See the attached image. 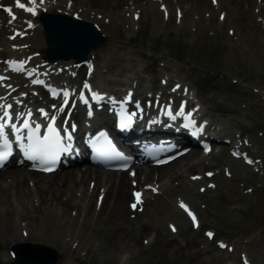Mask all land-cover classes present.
Instances as JSON below:
<instances>
[{
  "label": "rangeland",
  "instance_id": "obj_1",
  "mask_svg": "<svg viewBox=\"0 0 264 264\" xmlns=\"http://www.w3.org/2000/svg\"><path fill=\"white\" fill-rule=\"evenodd\" d=\"M137 1L80 0V4L88 6L90 3L97 7L99 15L95 14V17L99 21L96 23L107 37L104 44L122 37L128 41L129 48L138 46L150 56H163L158 74L160 78L172 77L169 87L182 82L204 89L200 95L221 128L230 134L239 128L252 137L254 145L248 149L261 158L262 171L256 172L255 167H249L230 154L214 156L213 160L208 157V164L194 166V158H184L185 161L160 169L161 192L148 194L147 206L142 213L135 216L126 204L118 209L113 219L108 218L110 213L89 211L87 196L82 199L78 194L65 206L61 200L57 202L51 198L54 195L50 196V193L36 195L31 185H25L18 192L9 173H4L0 177V185H3L0 189V225L8 229L0 235V264H12L10 247L17 243V234H23V227L31 237L37 238L29 242L57 249L62 256L57 264H117L119 249L136 238L134 236L141 230L139 223L143 221L161 224L162 230L175 226L177 232L172 238L178 242L167 238L162 230L164 234H156V237L148 235L142 246L134 248L131 255V260L139 264H242L240 255L243 252L247 253L251 264H264V14L258 13L264 0H231V9L225 5L219 10L214 9L215 18L219 11L226 12L228 20L225 27L211 26L204 13L197 14L195 9L198 8L193 0L188 20L180 23L179 27L170 20L165 23L158 6L156 14L164 20L158 23V27H154L152 16L142 15L138 23L132 17L133 10L141 4L153 6L156 2ZM204 4L205 8L211 7L208 0H202L201 5ZM180 5L187 13L184 3ZM248 7L250 11L245 13ZM115 14L123 16L121 23L113 18ZM98 56L101 54H94L92 58L101 65ZM148 61L139 62L137 69L144 76L147 90L159 91L160 94V78L155 79L149 71ZM163 64L170 65V69L165 70ZM100 73L99 70L94 73L96 86L105 90L123 87L106 83L100 78ZM210 92L215 97L209 98ZM210 170L214 176L206 177L191 190L190 175L204 176ZM62 174H57L56 178ZM149 182H153L152 177L140 180L139 186ZM206 184L213 187L200 192L199 188ZM59 193L56 192L58 196ZM20 197L26 198L22 205ZM179 198L198 207L197 211L202 216L201 228L192 235L183 230L190 228L191 222L177 207ZM75 204H79L80 209ZM114 223L122 224L125 234L112 232ZM48 225L50 229L47 230ZM207 228L216 231L215 238L206 237L204 231ZM111 233L114 238L110 245L107 241L112 237ZM224 240L234 245L233 252L221 249Z\"/></svg>",
  "mask_w": 264,
  "mask_h": 264
},
{
  "label": "bare ground",
  "instance_id": "obj_2",
  "mask_svg": "<svg viewBox=\"0 0 264 264\" xmlns=\"http://www.w3.org/2000/svg\"><path fill=\"white\" fill-rule=\"evenodd\" d=\"M253 0H251L252 2ZM48 9V11H54V2L53 0H48L45 5ZM170 10V9H169ZM264 11V8H262ZM245 11V10H244ZM250 7L245 11L249 12ZM135 12V11H134ZM143 13L146 15H154L155 20L154 24L155 27L158 26V23L161 22L159 15L156 14V8H144ZM21 19H25L23 14H19ZM174 17V20H177V14L174 13V15H171ZM188 16V13H187ZM186 15V19H188ZM20 20V22H16L13 25H9L7 29H11L12 33H14L15 30H21L20 26L22 24V27L24 26L23 21ZM184 20V18L182 19ZM228 20V16H226L225 21L221 22L220 20H217L216 23H218V26L225 27V24ZM33 23V28L32 30L29 31V35H34L30 40H26L25 42H18V39L16 40H10L8 38L5 39H0V45L3 47V51L5 53H9L10 56L21 59L23 57L28 56L31 51V47L34 46L36 47L37 51H40L42 56H47L46 55V44L44 42L41 43L43 34L40 33V37L38 38L35 35L37 31H40V25L38 22V16L36 18H32ZM215 20L213 19V22ZM118 34V32H117ZM125 43H128L125 41L124 38H119L115 42H111L107 45H104L100 49V54L103 57V62L105 64L104 66V71L106 72H111L117 76H121L120 78H114V79H108L105 75H100V77L105 81V82H112L116 84H123V85H128L129 83L133 84V82L130 81L131 78H123L122 75H124L127 71L130 70H136V66L140 62V60L146 59L149 57L148 53L142 48V47H136V48H128ZM98 51H93L91 52L90 56L94 53L96 54ZM22 62V61H19ZM70 63L74 62L73 60L69 61ZM69 62H66L65 64H69ZM23 63V62H22ZM20 77V76H19ZM85 77V71L84 68L80 69L78 71V79ZM76 79L73 80L75 82ZM144 79L143 77L139 74L138 75V82H137V93L142 92V88L144 87L143 83ZM82 82V80H81ZM16 84V82H13ZM14 84L11 86L14 87ZM26 91V90H25ZM6 92V90H5ZM4 92V93H5ZM125 92V91H124ZM123 92V93H124ZM22 91L19 89H16V92L13 95H21L22 96ZM122 93V94H123ZM191 93V91H190ZM42 97H45L46 94L44 92L41 93ZM192 96V93H191ZM39 98V97H38ZM38 98H34L33 95L27 97L26 103L27 105H31L33 102H38ZM6 102H14V99L12 98V95L6 97ZM78 113H73L71 118L74 119H79L77 118ZM194 157L195 155L198 154L197 151H193L190 153ZM189 157H186L188 159ZM190 160V159H188ZM192 160V159H191ZM199 163L203 164H208V160L199 159ZM135 175L130 176V172H119V173H113V172H107L101 168H94V167H79V168H73V169H68L65 170L64 173L61 175L62 177L56 178V174H44L41 172H35V171H30V170H24L22 168L14 167L11 169H8L5 174H8L11 176V181L15 182V186L18 189V192H20L21 188L24 187L25 185L29 184V181L33 178V176H38L40 177L39 180L35 181V187L34 189L37 190V193L40 195H46L50 193V196H53V198H56L57 200H61L65 206H67L71 200H73L78 194L80 197L83 199L85 196H87V204L89 211L97 210L99 212H103V214L110 213L108 218L113 219L117 215V211L120 207L125 206L130 202L131 200V190L134 189L136 185L140 183V180L142 181L143 179L146 180L147 178H151L153 182H151L153 192H158L160 189H162V184L159 183V175L161 174L160 168H154V167H142V168H137L135 170ZM158 175H155V174ZM4 174L2 171H0V177L1 175ZM157 179V180H156ZM156 180V181H154ZM203 178L200 180L202 181ZM198 183V181H189V184L191 186V190L195 189V185ZM146 183L142 184L141 188H144V185ZM0 189H3V185H0ZM60 191V195L58 196V192ZM57 192V194H56ZM69 192V193H68ZM0 194L2 192L0 191ZM103 194V197L101 200H98V195ZM199 195V193H196ZM148 196L145 195V199ZM22 200H26V198L20 197L19 202L21 203L20 205L23 204ZM78 209H80L79 204H75ZM129 209V206H128ZM138 215V214H137ZM199 215V214H198ZM200 219L201 216L199 215ZM139 219V218H137ZM114 227L111 229L112 232L120 233V234H125V229L124 226L120 223L116 224L114 223ZM157 228H156V227ZM193 225L191 224L190 228H184L183 230L186 231L187 234L192 235L195 231V229L192 227ZM155 227V228H154ZM139 228L141 229L140 232L138 233L137 236H134V240L132 243L126 245L125 247L119 249L121 252H126V253H131L134 248H140L143 244V240L148 236L154 234L156 237V234H162L163 232L166 234V237L169 238L170 240H174L172 237H174V230L172 229H166L162 230L161 224H148L143 221V223H139ZM8 229V227H5V225H0V235L5 233V231ZM50 229V225L47 226V230ZM25 230V228H24ZM161 230L163 232H161ZM23 232V229H22ZM155 232V233H154ZM163 233V234H164ZM30 232L28 234V237L26 238L25 236H16L15 241H23V240H33L36 241L37 238L36 236H30ZM112 237L107 241V244L112 243V240L114 238L113 233ZM127 234V233H126ZM126 236V235H125ZM177 243V242H176ZM65 244V243H63ZM113 248V247H112ZM124 253V254H126ZM129 259L128 257L122 256L120 257V263H125ZM131 262V260H130Z\"/></svg>",
  "mask_w": 264,
  "mask_h": 264
},
{
  "label": "snow or ice",
  "instance_id": "obj_3",
  "mask_svg": "<svg viewBox=\"0 0 264 264\" xmlns=\"http://www.w3.org/2000/svg\"><path fill=\"white\" fill-rule=\"evenodd\" d=\"M30 4H32L33 6L29 7L26 6L23 3H20L19 0H17V6L20 8L25 9L26 11L31 12L33 15L36 14V7H35V2L36 0H29ZM43 2V0H41V3ZM9 12H11V9H8ZM87 87V85H86ZM55 95V93H53ZM65 96H67V93H64ZM3 107V106H0ZM7 107H11L10 105H8ZM40 111L43 113L44 110L40 109ZM45 115H47V113H44ZM171 114V113H169ZM182 114V113H181ZM30 115V113H29ZM9 117V113L8 112H4V117H0V139H2L4 141L5 146L7 145V136L5 135V122H4V118ZM53 120L55 119V117L52 118ZM13 128L15 127V125H11ZM24 127L25 128H29L30 129V125L27 121H25L24 123ZM39 129V125L36 126V130L33 131L30 129V135L28 136V140L30 141V143L28 144V150H29V155L31 158L33 159H41L44 162H48V160H52L54 161L55 159V153L56 150L59 148L60 146V136L56 130L55 127H53L51 124L48 126V131L49 134L45 135L43 137V139H41L38 135H36V132ZM6 153L4 152H0V162H3V160L5 159ZM47 170H51V169H47ZM137 198H139L140 194L137 193ZM136 205H133V207H135ZM183 206V205H182ZM193 220L195 221V216H193ZM175 230V229H173ZM209 236H211V233H208ZM223 246V245H222Z\"/></svg>",
  "mask_w": 264,
  "mask_h": 264
},
{
  "label": "water",
  "instance_id": "obj_4",
  "mask_svg": "<svg viewBox=\"0 0 264 264\" xmlns=\"http://www.w3.org/2000/svg\"><path fill=\"white\" fill-rule=\"evenodd\" d=\"M56 23H60L61 24V27L58 28V29H54V26L53 24H50L49 26H47L48 28V34L51 35V41L54 45L58 46V37L60 36V34H62V29H63V20H61L59 17H57V20H56ZM92 28V27H91ZM94 30V29H93ZM91 32V31H90ZM64 35H66V33L64 32ZM89 37H90V41L85 43H78V45L75 47V46H72L71 45V40L69 39L68 41H66L65 43H62L61 44V47H60V51H58L56 53V55L58 57H62V58H67L69 56H76L78 60H81L84 58V54L82 53H79L81 48L83 47V50L87 51L89 50L91 47H96L98 45V42H99V38L98 36L94 33H90L89 34ZM73 53V54H72ZM53 263L55 262V260L53 259L52 260ZM28 262H30V260H28Z\"/></svg>",
  "mask_w": 264,
  "mask_h": 264
}]
</instances>
